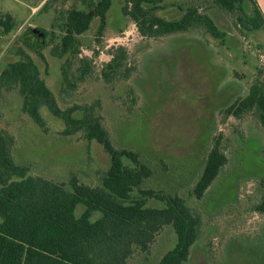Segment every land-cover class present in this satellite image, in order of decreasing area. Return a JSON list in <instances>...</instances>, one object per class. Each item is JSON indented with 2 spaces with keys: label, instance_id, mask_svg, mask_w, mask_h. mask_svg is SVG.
Masks as SVG:
<instances>
[{
  "label": "rangeland",
  "instance_id": "obj_1",
  "mask_svg": "<svg viewBox=\"0 0 264 264\" xmlns=\"http://www.w3.org/2000/svg\"><path fill=\"white\" fill-rule=\"evenodd\" d=\"M45 1L0 0V20L10 14L16 21V28L8 34H3L0 25V73L9 60L19 57V48L26 51L38 64L60 106L94 105L96 113L104 115L114 145L140 152L152 163L155 175L147 181L148 188L178 193L202 212L201 238L184 264H264V213L254 210L264 194V128L251 111L241 117L225 119L223 115V109L247 94L251 86L264 87V60L260 57L264 54V27L254 30L236 26L237 17L217 11L214 0H200L205 9L216 11L224 38L201 28L193 34L141 41L137 25L123 17L124 0H113L103 35H99L98 18L81 35L80 56L92 59V72L68 93L62 91L68 87L62 83L67 63L52 54L57 40L50 38L53 33L60 34V22L67 11L73 6L83 8L85 3L54 0L48 8L40 9ZM190 1L199 2L164 3L186 7ZM172 8L161 14L176 18ZM122 45L128 47L130 65L136 68L132 78L111 88L101 70L111 59L109 50ZM77 61L73 59L67 67L71 79ZM40 113L45 127L23 111L18 88L2 91L0 126L15 137L12 155L16 163L30 165L31 174L65 181L68 189L73 174L96 184L110 162L103 145L88 141L84 131L64 135V120L48 106L42 105ZM219 135L223 136L229 162L206 195L196 199L189 193ZM150 203L163 205L156 199ZM82 209L79 205L77 212ZM174 243L175 233L166 227L149 250H137L129 264H157Z\"/></svg>",
  "mask_w": 264,
  "mask_h": 264
},
{
  "label": "trees",
  "instance_id": "obj_2",
  "mask_svg": "<svg viewBox=\"0 0 264 264\" xmlns=\"http://www.w3.org/2000/svg\"><path fill=\"white\" fill-rule=\"evenodd\" d=\"M52 1L46 0L40 9L48 8ZM164 1L124 0L123 17L137 25L141 41L164 39L176 33L193 34L201 28L213 36L225 37V32L218 27L216 11L205 9L202 1H190L186 7L180 3L171 5L175 7L172 10H176L174 19L161 14L171 9ZM214 2L220 13L237 17L236 26L254 30L264 27V13L256 0ZM84 3L83 8L73 6L67 11L60 22V34L53 33L50 38L57 40L52 54L65 58L67 63L63 66L62 83L68 87H62L63 92L69 93L78 82L90 76L93 62L89 57L80 56L81 35L90 29L96 18L100 20L99 35H103L113 0H84ZM0 25L3 34H8L16 28V21L6 14ZM37 53L42 55L40 50ZM17 54L19 57L9 60L0 73V95L3 90L18 88L23 111L43 127L45 121L40 107L48 106L54 115L64 120V135L84 131L88 141L103 145L110 162L96 184L82 181L73 174L68 189L65 181L31 174L30 165L16 163L12 155L15 137L0 126V264H129L134 253L149 250L166 227L173 229L175 243L157 264L187 262L203 232L202 212L178 193L148 188L147 181L155 175L152 163L140 152L116 147L104 123V115L97 114L94 105L60 106L34 58L21 48ZM109 54L111 59L101 73L113 88L118 82L132 78L136 67L130 65L131 53L126 46L111 49ZM73 59L78 60V65L71 79L67 67ZM130 91L133 93L134 89ZM78 111L81 116H76ZM249 111L254 112L264 128L262 85L251 86L247 94L223 109V115L225 119L232 115L241 117ZM222 141L223 136L219 135L209 149L190 196L202 199L229 162ZM153 199L163 205L150 203ZM79 205H83V209L78 213ZM254 210L264 213V194Z\"/></svg>",
  "mask_w": 264,
  "mask_h": 264
},
{
  "label": "crops",
  "instance_id": "obj_3",
  "mask_svg": "<svg viewBox=\"0 0 264 264\" xmlns=\"http://www.w3.org/2000/svg\"><path fill=\"white\" fill-rule=\"evenodd\" d=\"M258 2V5L260 6L261 10L264 13V4L260 0H256Z\"/></svg>",
  "mask_w": 264,
  "mask_h": 264
},
{
  "label": "water",
  "instance_id": "obj_4",
  "mask_svg": "<svg viewBox=\"0 0 264 264\" xmlns=\"http://www.w3.org/2000/svg\"><path fill=\"white\" fill-rule=\"evenodd\" d=\"M42 38H43V36H42ZM43 45H44V43H41V44L38 46L37 50H40V49L43 47Z\"/></svg>",
  "mask_w": 264,
  "mask_h": 264
},
{
  "label": "built area",
  "instance_id": "obj_5",
  "mask_svg": "<svg viewBox=\"0 0 264 264\" xmlns=\"http://www.w3.org/2000/svg\"><path fill=\"white\" fill-rule=\"evenodd\" d=\"M260 57L262 60H264V54H261Z\"/></svg>",
  "mask_w": 264,
  "mask_h": 264
}]
</instances>
